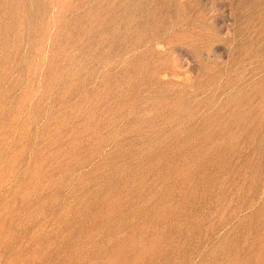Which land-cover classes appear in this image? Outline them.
<instances>
[{
  "label": "rangeland",
  "instance_id": "374dc122",
  "mask_svg": "<svg viewBox=\"0 0 264 264\" xmlns=\"http://www.w3.org/2000/svg\"><path fill=\"white\" fill-rule=\"evenodd\" d=\"M0 264H264V0H0Z\"/></svg>",
  "mask_w": 264,
  "mask_h": 264
},
{
  "label": "bare ground",
  "instance_id": "6f19581e",
  "mask_svg": "<svg viewBox=\"0 0 264 264\" xmlns=\"http://www.w3.org/2000/svg\"><path fill=\"white\" fill-rule=\"evenodd\" d=\"M150 8H151V6H150ZM155 8V7H154ZM138 9V8H137ZM141 9V8H140ZM143 9V8H142ZM151 11H152V9H150ZM154 10V9H153ZM159 10V9H158ZM136 11V10H135ZM141 11V10H140ZM144 11H145V9H144ZM147 11V10H146ZM149 11V10H148ZM138 12V11H137ZM142 12V11H141ZM160 12V11H159ZM140 13V12H139ZM146 13V12H145ZM153 13H155L154 11H153ZM161 13V12H160ZM157 14H159V13H157ZM142 15V14H141ZM143 15H144V13H143ZM128 16V15H127ZM145 22V21H144ZM146 24V23H145ZM145 24H143V25H145ZM143 27V26H142Z\"/></svg>",
  "mask_w": 264,
  "mask_h": 264
}]
</instances>
